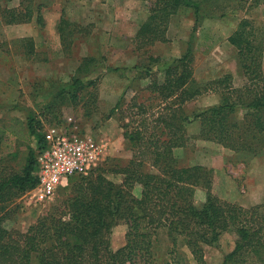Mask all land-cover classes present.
Wrapping results in <instances>:
<instances>
[{"label":"trees","instance_id":"obj_1","mask_svg":"<svg viewBox=\"0 0 264 264\" xmlns=\"http://www.w3.org/2000/svg\"><path fill=\"white\" fill-rule=\"evenodd\" d=\"M32 1L23 0L11 21L30 20L32 10L25 3ZM259 1L254 0V3ZM181 6L193 7L196 22L200 20L201 2L198 0H155L148 19L137 32L140 44L166 41L168 21ZM38 18L42 19L40 8ZM66 22L65 19L60 22L61 34ZM26 39L35 51L34 40ZM228 40L237 50L238 69L244 78L238 87L231 74L206 82L197 80L192 64V45L175 65L162 64L158 56L150 55L148 65L111 67L130 81L143 75L150 77L148 99H158L151 109L144 101L127 107L130 110L135 105L138 108L135 114L140 118L134 126L129 122L123 125L124 136L137 149L128 163L117 171L123 176L121 182L110 179L98 166L90 176L74 184L66 198L61 197L26 230L6 223L10 219L9 212L0 214V264H153V237L158 229H167L173 241L170 260L166 264H189L178 255L179 236L184 237L193 258L199 264H206L202 243L218 241L229 228L236 232L237 243L225 257L224 264L229 261L239 263L243 259H237L244 255L254 260V264H264V200L248 208L222 200L212 192L211 169L201 164L180 165L174 152L177 147L195 141L188 134L187 124L196 119L203 122L201 135L223 146L246 148L257 153L262 144L264 47L256 41L254 25L248 18L239 23ZM98 72L101 71L94 67L87 76L54 83L51 93L61 100L80 101L82 94L93 87L89 98L94 102ZM208 91L219 92L221 101L190 117L185 104ZM121 105L118 102L112 111ZM238 110L245 111V134L243 131L236 133L235 128L240 131L243 128L239 121L231 119ZM35 122L40 121L33 114L28 126L37 139V148L29 152L27 164L21 172L7 175L0 171V213L7 204L38 183L36 152L44 143V135L36 130ZM236 135L240 137L239 143L238 138L235 141ZM1 143L0 135V153ZM198 188L206 190V198L201 204L195 201ZM118 224L126 225V240L121 247L113 249L111 235Z\"/></svg>","mask_w":264,"mask_h":264},{"label":"rangeland","instance_id":"obj_2","mask_svg":"<svg viewBox=\"0 0 264 264\" xmlns=\"http://www.w3.org/2000/svg\"><path fill=\"white\" fill-rule=\"evenodd\" d=\"M22 1L0 0V171L7 175L21 172L29 152L36 151L37 139L28 126L31 115L35 114L40 121L35 122L36 130L40 132L47 125L71 116L83 132L104 140L106 155L99 166L110 179L121 182L123 176L117 171L128 163L137 149L124 136L123 125L129 122L134 126L140 118L135 114L138 109L135 105L130 110L127 107L144 101L151 109L158 99H148L150 77L143 75L130 81L111 67L148 65L150 55L158 56L162 64L175 65L192 45V64L197 80L206 82L231 74L238 87L244 78L239 73L237 50L228 36L248 18L254 25L256 41L264 47V14L254 8V0H198L202 6L197 22L195 9L181 6L168 21L167 40L152 45H141L136 36L148 19L155 0H33L25 3L32 10V18L13 22L11 16ZM62 19L67 21L63 34L59 30ZM26 38L34 40L35 51L29 47ZM94 67L101 71L96 75L94 102L89 98L93 87L82 94L80 101L61 100L51 93L54 83L87 76ZM220 101L219 92L208 91L188 101L186 113L193 117L195 112ZM118 102L122 103L121 107L112 111ZM47 105L50 108H46ZM244 112L238 110L231 118L239 121L243 128L241 131L235 128L236 133H246ZM202 127L200 119L187 124L188 134L195 141L174 150L179 164L209 167L213 175L212 192L224 201L247 208L263 203L264 138L257 153L246 148L231 149L203 137ZM236 139L239 143L238 135ZM84 177L75 176L56 192L52 200L44 203L35 202L29 190L7 204L0 214L9 212L10 219L6 223L26 230L56 201L66 198L72 186ZM205 198L206 190L198 188L196 203L201 204ZM126 231L123 224L113 228V249L125 243ZM153 238V264H166L170 260L172 238L167 229H158ZM236 243L237 234L233 228L224 231L216 242L202 243L206 264H224ZM177 250L189 264H199L182 236L178 237ZM240 259L243 261L236 264H246V259L248 264H254V260L246 255L237 261Z\"/></svg>","mask_w":264,"mask_h":264},{"label":"built area","instance_id":"obj_3","mask_svg":"<svg viewBox=\"0 0 264 264\" xmlns=\"http://www.w3.org/2000/svg\"><path fill=\"white\" fill-rule=\"evenodd\" d=\"M41 131L44 143L36 152L38 183L31 190L37 203L52 200L75 176L91 175L106 155L104 140L83 132L71 116Z\"/></svg>","mask_w":264,"mask_h":264},{"label":"crops","instance_id":"obj_4","mask_svg":"<svg viewBox=\"0 0 264 264\" xmlns=\"http://www.w3.org/2000/svg\"><path fill=\"white\" fill-rule=\"evenodd\" d=\"M201 6H202V5H201ZM253 6H254V8H257V9H256L257 11H261V10H262V11H263V14H264V0H260L259 3H256V2H255ZM236 29H237V28H235V29L232 31V33H233ZM232 33H231V34H232ZM231 34H230V35H231ZM230 35H229V36H230ZM229 36H228V37H229Z\"/></svg>","mask_w":264,"mask_h":264}]
</instances>
